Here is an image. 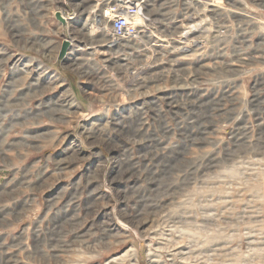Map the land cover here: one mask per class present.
Here are the masks:
<instances>
[{"label": "rangeland", "instance_id": "1", "mask_svg": "<svg viewBox=\"0 0 264 264\" xmlns=\"http://www.w3.org/2000/svg\"><path fill=\"white\" fill-rule=\"evenodd\" d=\"M167 1L173 42L93 79L73 0H0V264H264V0Z\"/></svg>", "mask_w": 264, "mask_h": 264}, {"label": "built area", "instance_id": "2", "mask_svg": "<svg viewBox=\"0 0 264 264\" xmlns=\"http://www.w3.org/2000/svg\"><path fill=\"white\" fill-rule=\"evenodd\" d=\"M99 2L100 4H102V10L100 13H98V15H100L103 19H106L108 21V24L105 26L100 24V27L98 28L96 33L99 35V32H104L105 35L103 38H101L105 39L104 43L106 44V46L110 49L112 48V50L119 49L117 53L121 55L123 59L127 60L130 57V53H127L125 42H131L134 46H137L138 49H133V51L136 50V53L146 52L149 53L150 57H155L160 53L161 50L165 49L161 48L159 52L152 51V49L154 48L153 44L157 42V25L156 23L151 22L149 20V17H147L143 13V11L141 10L142 7L139 4L140 2L138 3V1L136 2L135 0H120L119 2L116 0H99ZM118 3L120 4L118 5ZM167 4L171 6L172 3H169V1H167ZM62 14L66 17L63 12ZM184 16L185 15H183V17ZM68 18H71V16ZM141 21L148 22L150 26H145L144 24L140 23ZM175 22L176 21H174L173 23ZM174 41L177 42V39H174ZM201 42L202 41L200 40V42L194 44V42L189 41L188 44H186V49H179L178 51L176 49V51L178 53L184 54L186 52H189L192 46H199ZM183 45L184 43L178 44L177 46L180 47ZM120 47H122L123 49ZM127 68L129 69V67ZM140 68L141 65L136 68L135 71L131 70V72L133 73L137 71V75L140 74V76H144V74L140 72ZM137 75L136 80L141 79Z\"/></svg>", "mask_w": 264, "mask_h": 264}, {"label": "crops", "instance_id": "3", "mask_svg": "<svg viewBox=\"0 0 264 264\" xmlns=\"http://www.w3.org/2000/svg\"><path fill=\"white\" fill-rule=\"evenodd\" d=\"M116 1H120V0H116ZM154 1V2H153ZM147 4H146V8L148 13L151 15H155L154 13H151L150 11H152L153 9L150 7V5L148 3L155 4L156 0H146ZM73 3L75 4V11L78 15L81 16H86L88 17V22L92 23L94 21V17L97 19L98 17H100V15H98V13L101 12L102 10V4H100L99 0H73ZM62 4V3H61ZM63 9V12H68V8L64 6V4L61 6ZM60 9V8H58ZM78 9V11H77ZM150 10V11H149ZM151 15V16H153ZM85 18V17H84ZM153 21V18H152ZM74 24V23H73ZM84 24V23H83ZM149 24V23H148ZM71 28L70 30L74 29V26L72 24H70ZM73 26V28H72ZM150 26V24H149ZM78 28V27H77ZM58 30L60 32H62L61 27L59 25ZM90 39L85 40V39H81L80 37L77 36V34H73V35H69V39L71 41V46L68 50V52H66V59H70L71 64L73 65L74 61H76L74 63V65H76L75 67V71L78 74H89L90 78L93 79H97V74L101 73L103 69V64H106V66L108 67V65H110V63H114L115 59L114 57H118L120 58L121 55L113 52V51H109L108 47H106V44L103 42H99L98 41V34L95 31H88L87 32ZM63 34L62 37L63 38ZM97 38V39H96ZM61 41H59L58 44V48L60 46ZM107 50V53L104 54V50ZM78 64V66H77ZM73 65V66H74ZM85 69V70H84ZM115 69V68H114ZM93 75V76H91ZM96 76V77H95ZM103 90V89H102Z\"/></svg>", "mask_w": 264, "mask_h": 264}, {"label": "bare ground", "instance_id": "4", "mask_svg": "<svg viewBox=\"0 0 264 264\" xmlns=\"http://www.w3.org/2000/svg\"><path fill=\"white\" fill-rule=\"evenodd\" d=\"M136 2L138 1V3L140 4V6L142 7V11H143V13L147 16V17H149V20H151V18H150V16L147 14V8H146V4H145V1L144 0H135ZM175 1V0H174ZM174 1L172 2V3H174ZM187 2V1H186ZM120 3H118V5H119ZM205 4L206 5H210L211 7L212 6H216V2L214 1V0H206V2H205ZM214 9V8H213ZM187 16H189V15H187ZM190 18H192V19H195V17L194 16H191L190 15ZM96 20V22H92V23H89L88 22V17L86 18V20H85V22H84V26L83 27H81L80 29H79V32H82V33H86L87 31H90V32H92V31H95V30H98V28L100 27V24L101 25H103V26H105V25H107L108 24V21L106 20V19H103L101 16L100 17H98L97 19H95ZM152 22V21H151ZM204 22V21H203ZM203 22H201V21H199V22H195V23H190L189 22V26H187V27H190V29H182L183 31H181L180 33H179V35H178V38L179 39H177V42H178V44H182V43H184V45L183 46H180V47H178L177 45V47H176V49H177V51L180 49V50H184V49H186L185 47L187 46L186 44H188V42L189 41H191V42H194V44H197V42H200V40L202 41V42H204V37L202 36V37H200L201 35H196V34H194V33H196V32H200V34H202L203 33V31L204 30H206V28L204 29V27L203 26H201V25H203ZM140 23H142V24H144L145 26H148L149 27V24H148V22H143V21H141ZM172 24V23H171ZM173 25V24H172ZM174 26L175 25H173V27L172 28H174ZM95 27V28H94ZM201 27H202V29H201ZM206 27V26H205ZM176 28V27H175ZM201 29V30H200ZM204 29V30H203ZM205 32V31H204ZM170 35H171V33H169ZM168 34V35H169ZM83 35V34H82ZM81 35V36H82ZM157 36V42L156 43H154L153 45H154V48L152 49V51H154V52H159V49H161L160 48V46H162V44H163V46H165V48L168 46V45H170V42L172 41L173 42V39H171L170 37L169 38H162V37H159L158 35H156ZM162 39H164V40H162ZM189 39V40H188ZM98 40H100V42H104L105 41V39H102L101 37H99L98 38ZM161 41V42H160ZM165 41V42H164ZM125 44L126 45H130V46H132V47H134V45H133V43H131V42H125ZM152 45V46H153ZM107 47V46H106ZM104 50V49H103ZM108 50L109 51H115V53H117L118 51H119V49H113L112 50V48L110 49V48H108ZM107 53V50H104V54H106ZM117 57H118V55H117ZM117 57H114V59H115V62L114 63H112L113 64V67L114 68H116V69H118V70H121L122 68L123 69H126L127 67H128V60L129 59H123L121 56H120V58H117ZM76 61H74V63H75ZM74 63H73V65H74ZM76 64V63H75ZM158 67V65L157 64H145L144 66H141V68H140V72L141 73H143L144 74V76L146 75V74H150V73H154V72H156L157 73V68ZM136 76V75H135ZM133 81H135V82H137L134 78H133ZM140 81V80H139ZM142 82V81H141ZM137 85H141V83L140 82H137ZM125 254V253H124ZM124 254H122L121 256H122V258H123V256H125ZM116 258V257H115Z\"/></svg>", "mask_w": 264, "mask_h": 264}, {"label": "water", "instance_id": "5", "mask_svg": "<svg viewBox=\"0 0 264 264\" xmlns=\"http://www.w3.org/2000/svg\"><path fill=\"white\" fill-rule=\"evenodd\" d=\"M55 17L58 19V22H60L64 27H66L70 22L68 21V18H66L60 10L55 12ZM60 46L58 48V60H63L66 57V52H68L71 41L69 37H65L61 39Z\"/></svg>", "mask_w": 264, "mask_h": 264}]
</instances>
